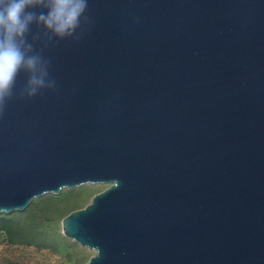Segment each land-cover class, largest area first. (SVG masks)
<instances>
[{
    "label": "water",
    "instance_id": "95a60500",
    "mask_svg": "<svg viewBox=\"0 0 264 264\" xmlns=\"http://www.w3.org/2000/svg\"><path fill=\"white\" fill-rule=\"evenodd\" d=\"M86 2L74 38L31 27L57 87L17 75L0 213L108 184L63 219L85 264H264V0Z\"/></svg>",
    "mask_w": 264,
    "mask_h": 264
},
{
    "label": "clouds",
    "instance_id": "9594fccd",
    "mask_svg": "<svg viewBox=\"0 0 264 264\" xmlns=\"http://www.w3.org/2000/svg\"><path fill=\"white\" fill-rule=\"evenodd\" d=\"M86 10V0H0V114L14 97L21 71L27 76L19 94L22 99H33L57 87L50 76L51 61L44 57L43 49L37 51L34 46L38 37L28 39L32 25L43 28L47 47L74 38L81 18L87 20Z\"/></svg>",
    "mask_w": 264,
    "mask_h": 264
},
{
    "label": "rangeland",
    "instance_id": "374dc122",
    "mask_svg": "<svg viewBox=\"0 0 264 264\" xmlns=\"http://www.w3.org/2000/svg\"><path fill=\"white\" fill-rule=\"evenodd\" d=\"M108 184L64 188L59 194L34 199L22 211L0 213L14 223L12 233L0 231V264H85L95 251L63 233V219L89 204ZM72 204V207H68ZM23 234L27 235L25 237Z\"/></svg>",
    "mask_w": 264,
    "mask_h": 264
},
{
    "label": "trees",
    "instance_id": "16d2710c",
    "mask_svg": "<svg viewBox=\"0 0 264 264\" xmlns=\"http://www.w3.org/2000/svg\"><path fill=\"white\" fill-rule=\"evenodd\" d=\"M68 207H72V204H70ZM75 210H78V209H75ZM13 229H14V223L13 222H10L6 219H0V231H5V232H8L11 234ZM23 235L25 237H27V235H25V234H23Z\"/></svg>",
    "mask_w": 264,
    "mask_h": 264
}]
</instances>
